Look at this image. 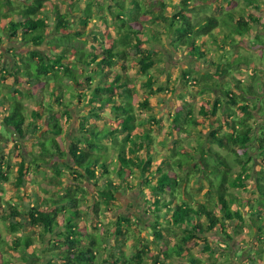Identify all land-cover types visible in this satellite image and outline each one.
<instances>
[{"label":"trees","instance_id":"trees-1","mask_svg":"<svg viewBox=\"0 0 264 264\" xmlns=\"http://www.w3.org/2000/svg\"><path fill=\"white\" fill-rule=\"evenodd\" d=\"M155 1V4L145 5L132 0H84V8L76 1L77 8H73L76 7L74 2L71 5L69 3L68 7L76 12L79 8L83 10L80 26L75 28L69 20V11L52 7L48 0H26L16 10L9 9V1L0 0V39L5 37L20 40L34 48L24 57L18 56L17 59L14 58V55L17 56L14 53L11 56L12 64L9 61L8 65H4L5 57L0 54L1 126L11 129L17 137L24 139L28 129L36 133V121L43 124L39 129V132H42L41 137L37 138L35 144L32 143L37 155L32 151L21 155V160L14 169V179L10 183L14 188H21L30 166L38 169L42 166L40 164L49 163L53 157L64 158L68 155L71 170L76 173L74 180L81 177L96 180L101 176L103 186L91 195L95 200L92 204L95 212H98L100 203L109 204L116 201L115 194L124 188L130 191L137 188L142 194L149 193L151 197L146 203L148 213L154 220L150 228L153 231L154 243L162 246L160 249L163 257L169 259L174 254L189 264H203L191 255L187 245L197 244L209 233L216 239L214 234L216 229L224 240L226 238L236 243L234 237H237L240 244H245L244 241L246 242L248 237L264 243V215L260 225H257L261 220L260 215L255 216L256 213L264 212V125H261L258 136L253 132V124L263 121L257 120L253 112L259 110L264 119V90L259 92L251 82L231 76V71L239 64H246L248 69L255 72L256 65L252 60V63L248 64L249 56L244 54L228 60L229 68L225 70L219 66V61H225V57L218 58V55L216 57V52L212 56L211 50L205 44V37L213 36V32L218 33L219 28L223 29L224 32L222 31L220 35L226 42H222V37H219V42L215 39L211 45L217 46L216 50H220L221 54L223 50L229 49L238 52V44L243 37H252L259 41V36L252 32V25H260V21L250 7L258 10L261 0H243L245 7L236 14L231 10L223 12L220 19L215 17L216 6L210 2L211 0H196L197 3L194 0H176L179 2L172 5V8L163 0ZM190 1L196 4L191 9ZM211 6L214 9H211ZM169 7L172 10H169ZM196 7L199 8L198 13ZM3 9L7 12H2ZM206 10L212 11V15H208ZM45 11L49 12L46 14ZM97 13L99 17L108 15L112 20L117 18L115 25L118 36L116 43L109 48L103 44H96L98 51L94 53L93 50L87 51L86 47L91 43L95 44L96 37L103 35V29L96 26L94 29L93 24L88 28L93 15L98 18ZM50 18H53V29L57 35L48 38L45 31L49 29L47 21ZM146 20L156 25L158 31L145 25ZM85 27L88 33L91 31L89 38ZM70 28L71 32L60 33V30ZM147 30L152 32L151 41L144 36ZM160 32L172 35L169 45L174 51L211 66L214 72L207 76L210 79L231 77V81H227L225 86L218 85L223 95L216 97L213 93L211 108L200 107L198 114L201 120L185 106L178 108L172 116V130L180 129L183 133L189 134L191 132L188 129H193L192 133L197 136L195 131L198 127L206 125L211 129L209 139L199 137L201 141H207L208 146L203 147V143H197L200 155L198 163L195 164L197 161L193 159L191 164H188L191 171L193 168L198 170L195 185L202 183L204 187L203 191H200L199 185L195 195L189 189L188 180L181 178L179 174L184 175L185 170L184 165L179 164L178 160H173L165 154L160 155V161L154 162L151 155L153 151L150 150L152 144L150 130L144 127L143 121L133 112L131 101L133 81L111 71L117 64L125 68L131 58L138 71L145 76L157 59L146 49H151L148 47L149 44L160 42L158 37ZM81 36L87 38L80 40ZM230 37L231 40L228 39ZM198 40L203 41L200 47L196 46ZM43 43L51 48L49 55L38 50ZM132 51L135 53L134 56L131 55ZM210 55L212 59L206 62L205 59H209ZM20 79L23 82L19 83ZM80 82L84 87L86 85L87 90L83 89L77 93L71 88L83 87ZM36 84H43L44 91L51 98L27 112L23 102L15 95L18 97L31 95V88ZM154 85L155 82L151 78L142 82V87ZM205 85L213 87L208 83ZM3 88H9L10 92L4 95ZM209 90L212 91L211 88ZM76 99L78 104L79 100L83 99L81 107L90 108L81 114L78 123L79 137L77 141L72 142L69 151L66 152L61 149L54 137L62 132V126L56 118V109L69 119L71 106H75L76 103L73 101ZM141 105L148 108V100H144ZM106 108L113 113L118 126L111 124L110 119L102 113ZM236 109L241 112L240 116L235 114ZM218 112L225 119L223 123L229 129L227 133H221L220 127L211 126L212 123L220 124L219 119L215 118ZM135 129H139V132ZM52 131L54 136L49 137ZM211 145H216L224 153H220ZM254 147L262 158L256 165L257 175L254 182L256 198L254 201H244L238 197L237 192L245 188L246 180L252 176L253 164L251 166L250 162L253 159L250 150ZM113 158L116 159L115 163ZM2 166L7 170L11 169L9 163L0 157V181H8ZM233 166H237L238 170L234 171ZM54 171L60 174L57 168ZM109 171H115L118 179L114 181L108 175ZM170 172H173V176ZM135 173L138 174V181L132 186L128 177ZM50 188L53 186L47 184L42 186L44 191H50ZM57 190L63 189L59 187ZM71 191L67 189L58 199L41 197L38 191L35 196L41 198L40 202L28 208L25 213L20 212L19 207L10 202H6L4 208L0 204V210L4 212L2 220L9 219L8 233L15 235L21 230L19 222L12 220V217L27 219L34 230L38 228L35 230L39 233L38 239L48 245L45 253L52 254L53 259L46 264H141L142 258L146 255L143 249L124 260L115 258L110 262L109 257L108 260H100L97 249L100 238L96 233L87 231V224L82 219L79 209L80 201ZM179 201L182 203L179 204ZM242 208L247 210V216L243 215ZM5 210H8V213ZM123 219L126 220V217ZM118 226L120 225L116 227ZM41 229L42 232H39ZM92 230H97V227L92 226ZM167 230L180 233L168 234ZM115 235L119 236L121 232L117 229ZM46 237H49V240L46 241ZM13 243L21 245L20 259L27 261L28 255L33 254L29 252L33 246L30 236L15 237ZM209 247L208 245L206 248L208 254L211 253ZM247 255V260H252L250 259L252 257ZM257 261L260 262L261 259L257 258ZM3 264L8 262L4 261ZM260 264H264L263 258Z\"/></svg>","mask_w":264,"mask_h":264},{"label":"rangeland","instance_id":"rangeland-1","mask_svg":"<svg viewBox=\"0 0 264 264\" xmlns=\"http://www.w3.org/2000/svg\"><path fill=\"white\" fill-rule=\"evenodd\" d=\"M6 1H9V9L16 10L19 9L21 7V3L25 2L26 0ZM75 1L80 4L82 8H84V0H48L52 7H57L60 10H68L69 20L75 26V28H77V26H80L83 10L82 8H79L76 12L75 10L68 7V4L70 3L71 5L73 2L74 6H76ZM132 1L140 2L145 5L149 3L155 4L156 2L155 0ZM163 1L171 6V8L172 5H175L179 2L176 0ZM194 1L197 3L196 0ZM210 2L216 6L214 14H216L215 17H218L219 19L223 17V12L231 10V12L236 14V12L244 7L243 0H211ZM195 3L193 4L192 1H190L189 6L191 7L189 9H191L193 6L195 7ZM259 3L263 4L261 8L264 9V0H261ZM103 6H106V4H103ZM73 8H77V6ZM211 9H214V7L211 6ZM169 10L172 9L169 7ZM198 10L199 8L196 10V13H198ZM2 12L6 13L7 10L3 9ZM47 12L49 11H45L46 14ZM253 12L259 16V21H261L258 32V35L261 36L264 34V10H253ZM206 13L208 15H212V11L210 10H206ZM116 19L112 20L108 17V15H102L100 17L98 16V18L96 15H93L92 19L88 23V28L90 24H93L94 29L95 26L103 29V35L101 37L103 42L99 39V36H97L95 40L96 42L94 41L95 45L99 43L109 48L116 43V37L118 36L117 26L115 25ZM47 23L49 29L45 31V34L48 35V38L52 35L56 36L57 33L53 29V18H50ZM146 24L156 32L158 31L157 26L153 25L151 21L146 20L145 25ZM222 31L223 29L219 28L218 33L213 32V36L205 37V44L208 49L211 50L212 56L215 55L216 52V57L217 55L218 58L225 57V61H219V66L227 70L229 68L227 61L232 60V58L236 59L238 56L242 55V49L244 52H246L245 55L250 57L248 58V64L250 65V63L253 62V64L256 65L255 72L253 70L238 66L231 71V76H234L236 79L251 82L254 88L261 92L262 89H264V54L262 56L257 55L256 51L259 50V48L262 49V51L264 50V42L260 44L261 47L256 49L255 46L258 44V41L252 38L253 43L250 44L247 39L248 37L243 38L244 41H240L238 44V52L229 49L228 51L223 50L221 54L220 50H216L218 49L217 46H212L211 44H214L213 40L215 39H217L219 42V37H222L223 39V36L220 35ZM67 32H71V28L69 30H60L61 34H65ZM85 32L88 33L86 27ZM90 35L91 31L88 33V38ZM144 36L148 37L150 41L153 39L151 30H147L144 33ZM158 37L160 38V42L158 44H149L148 47L151 48L150 50L146 49L147 45L146 48L143 46L147 52H150L155 58H157L155 65L145 76L138 71V68L135 64H133L131 58L127 61L125 68H121V66L117 64L112 67L111 71L128 77L133 81V93L131 100L133 104V112L136 114L139 120L143 121L145 125L144 127L150 130V134L152 136L150 150L153 151L151 155L154 157V162L160 161V155L165 154L169 157H172L173 160H178L179 164L184 165L185 170L184 175L181 173L179 174L182 176L181 178L188 180L190 184L189 189L195 195L197 194L196 188H198L199 185L201 186L199 189L200 191H203L204 187H202V183L198 184V186L195 185L194 181L198 174V170L193 168V171H191L188 167V164H191L193 159L197 161L195 164L198 163L200 155L197 143H203V147L208 146V142L201 141L199 137L209 139V133L211 132V129L207 128L206 125L202 128L198 127L197 130L199 131H195L197 132V136L195 133H192L193 129H188V131L191 132L189 134L183 133L180 129L172 130V116L178 110V108L185 106L186 108L191 109L194 116L201 120V117L198 114L200 107L204 106L205 108H211L213 93L216 97L223 95L221 93V89L218 91V85L225 86L227 81H231V77L223 76L221 78L213 77L210 79L207 76L211 75V73L214 71L211 66L205 63L201 64L194 60H189L181 52L174 51L169 45V42L172 41L171 34L169 35L166 32H160ZM1 38L0 54L5 57V60H3V62L5 61L4 65H8L10 62L12 64L11 56L14 53L17 54V56L14 55V58L17 59L18 56L24 57L31 50H34L33 47L25 45L20 40H14L5 37ZM79 38L80 40H85L87 36H81ZM202 38L203 37L201 36V39ZM228 39L231 40L232 38L230 37ZM222 42H226V40L223 39ZM201 43H203V41L198 40L196 46L200 47ZM238 46L236 48H238ZM95 49L97 52L98 48ZM38 50H41L48 55L51 52V48L47 47L45 43H43V45H41ZM234 53L235 55H233ZM131 55H135L134 51L131 52ZM211 59L212 57L210 55L209 59L206 58L205 61L209 62ZM87 71H89V69H87ZM147 78L154 80L155 85L152 87H142V82L147 80ZM21 82H23V80L20 79L19 83ZM206 83L211 84L213 87H207L205 85ZM80 84L83 87H73L71 89L77 93L81 92L83 89L85 90L86 85L84 87L83 83L80 82ZM210 88L212 91L209 90ZM7 89H4L3 91H8ZM31 89V95L19 96V99L23 102L24 108L27 112H30L32 109H36L38 104H43L51 98V96L44 91L45 88L43 84H36ZM7 98L9 97L7 96ZM63 99L64 101L66 100L65 96ZM144 100H148V108H145L141 105ZM79 101V104L77 99L73 101V103L76 104L75 106H71V118L69 119L63 116V114H61V112L56 109V118L59 120L62 126V132L60 134H56L55 136L53 135V131L49 134V137L54 136L57 139L61 149L65 150L66 152L69 151V147L71 146L72 142L77 141V137H79L78 123L82 117L81 114L90 108L89 106H87V108L81 107L83 99H80ZM258 109L261 110V108ZM102 113H104L105 116H108L107 118L110 119L112 122H110L111 124L118 126V123L114 119L113 113L109 109H104ZM235 114L240 116L241 112L236 109ZM253 114L257 120H263L253 124V132L256 136H258V133L261 130V125H264V119L261 117L259 110L254 111ZM215 118L219 119L220 124L217 125L212 123L211 126L214 128L220 127L221 133L229 132V129L223 123L225 119L222 118L220 112H218L217 117ZM35 124L37 125L36 133L32 129H28L26 131L27 135L23 139L12 133L11 129L3 128L0 123V157L3 159V161H7L11 167V169L7 170L5 169V166H2L3 170H5V174L8 176V181H0V192H3L4 190L7 196L11 197L15 192L14 187L10 182L14 179V169L18 162H20L21 155H26L27 151L34 152V146H32V143L35 144L37 138L41 137L42 132H39V129L42 128L43 124L42 122L38 123V121H36ZM135 131L139 132V129H136ZM120 139L121 136L118 137V140ZM109 141L111 140L109 139ZM211 147L218 150L222 154L224 153L222 150L217 148L216 145H211ZM34 154L37 155L35 152ZM250 155L253 159L250 162L251 166L253 164L252 176L246 180L245 188L237 192L238 197L244 201H254L256 198V193L254 191V182L256 178L255 175H257L256 165L258 161L262 159L257 153L255 147L250 150ZM115 161L116 159L113 158L114 163ZM69 164H71V160L70 157L66 155L64 158H59L57 156L53 157L49 163L40 164L42 166H39L38 169H36L35 166H30L28 173L25 175L24 185L23 187L19 188L18 191L20 201L19 203L14 202L16 203V206L19 207L20 212L25 213L28 208H31L40 202L41 198L35 196L38 191L40 192L39 196L41 197L58 199L59 196L61 197L64 195L67 189H70L72 190V194L80 201L79 209L81 210L82 219L87 224V231L89 233H96L100 238V245L97 247L100 260L107 259L108 257L110 258V262L115 258L124 260L125 258L132 257L134 253L143 249L145 250L146 255L144 258H142L141 264H189L185 259H179L174 254L169 259L164 258L160 249L162 246L160 244L154 243V238L152 236L153 231L150 228L154 223V220L153 217L148 213V206L146 203L151 197L149 193L142 194L137 188L135 190L131 189L132 191L124 188V190H121L115 194L117 198L116 201L110 202L109 204L100 203L98 212H95L92 205L95 200H93L91 195L93 192H96L103 186L101 176L97 177L96 180H90L88 177H81L78 178V180H74V178H76V173L71 170V166ZM109 165L110 164H108V166ZM55 168L60 170L59 175L54 171ZM233 170L237 171L238 167L233 166ZM108 175H110L114 181L118 179L115 171H109ZM170 175L173 176V172H170ZM137 177V173L131 177H128L132 186L137 184ZM46 184L52 185L53 188H50V191H44L42 186ZM59 187H62L63 190L58 191L57 188ZM232 192L235 193L234 190ZM181 203L182 201H179V204ZM255 207L257 206L255 205ZM245 210V208H242V213ZM259 215L261 220L257 222V225L262 223V215H264V212L255 214V216ZM124 217H126V220L123 219ZM8 220L0 219V248H2V254H0V264H3L4 261L8 262V264H46L49 260L53 259L52 254L49 255L45 253L48 245L46 243H42L38 239L39 233L38 231H35L38 228L34 230V228L29 225L27 219L20 218L19 216L12 217V220L19 222V229H21L20 231H17L15 235H12L7 231ZM117 225L120 226L116 227ZM92 226H96L97 230L93 231ZM117 229L121 232V235L119 236L115 235V231H117ZM39 232H42V229ZM167 232L168 234L180 233V231L173 232L170 230H167ZM214 234L217 237L216 239H213V234L209 233L204 236L205 239L198 241L197 244L189 243V245H187V248L190 249L191 255L203 264H252L257 261L258 257L264 259L263 242L256 240V246L257 249H259L257 251L255 249H251L250 247L253 245L255 239L246 237V242L244 241L245 244H240V240L237 239V237H234L236 243L234 241L231 242L226 238L224 240L217 229ZM23 236H30L33 240V246L29 250L30 254H33L30 256L28 255L27 261L20 259L21 252L19 251V247H21V245H15L13 243L15 237L19 238ZM209 239L213 241H210ZM47 240H49V237H46V241ZM208 245L210 246L209 250L211 252L209 254L206 251ZM15 246L17 250L14 251ZM247 254L252 257V260H249L248 262ZM154 260L156 263H154ZM261 262L262 259L260 262H258V264Z\"/></svg>","mask_w":264,"mask_h":264},{"label":"crops","instance_id":"crops-1","mask_svg":"<svg viewBox=\"0 0 264 264\" xmlns=\"http://www.w3.org/2000/svg\"><path fill=\"white\" fill-rule=\"evenodd\" d=\"M262 3H259V8H258V10H256L255 9V11H262V10H264L263 8H261L262 7ZM245 7V6H244ZM250 9H251V11L253 12V8H251L250 7ZM253 9V10H252ZM253 14L254 15H256L258 18H259V16L255 13V12H253ZM261 22V21H260ZM259 28H260V25L258 24V25H252V32H253V34H259L258 32H259ZM252 34V35H253ZM259 36V38H260V40L258 41V44H256V46H255V48L256 49H258V47H261L260 46V44L261 43H263L264 42V34L263 35H258ZM102 36H100L99 37V39L102 41V38H101ZM243 38H247V37H243ZM243 38H241V41H244L243 40ZM248 39V42L251 44V43H253L252 42V37H248L247 38ZM103 42V41H102ZM96 47H95V44H90L88 47H87V51H92L93 50V52L94 53H96V49H95ZM246 52H244L242 49H241V54L242 55H244ZM256 54L257 55H260V56H262L263 54H264V50L262 51V49H260L259 48V50H257L256 51ZM186 58H188L189 60H194V61H196V62H198V63H201V64H204V63H202V62H199V61H197V60H195V59H193V58H189V57H187V56H185ZM239 67H241V68H246V69H248L247 67H246V64H239ZM212 72V71H211ZM214 72V71H213ZM186 75V74H185ZM221 78V77H220ZM8 91H3V93H4V95H6L7 94V92H10V90L9 89H7ZM262 90H264V89H262ZM218 91H220V89L218 88ZM15 95V94H14ZM16 96V98L18 99L19 97L17 96V95H15ZM111 116H113V115H111ZM106 117H108V116H106ZM136 130V129H135ZM12 182V181H11ZM14 190H15V194L13 193V196H7L6 195V192H4V190H3V192L1 191L0 192V204H1V207L2 208H4V206H6V202H10L12 205H16V203H19V188H14ZM12 197H14V198H12ZM12 198V199H11ZM14 202H16V203H14ZM6 211V213H8V210H5ZM247 210H245L244 212H243V215H246L247 216V212H246ZM3 211L2 210H0V219H3L2 217L4 216L3 215ZM257 241L256 240H254V243H253V245H251L250 247H251V249H255V250H259V249H257ZM247 258H248V255H247ZM250 258V257H249ZM259 258V257H258ZM251 259V258H250ZM260 259H262V258H260ZM247 262H248V260H247ZM254 264H258V261H256Z\"/></svg>","mask_w":264,"mask_h":264}]
</instances>
